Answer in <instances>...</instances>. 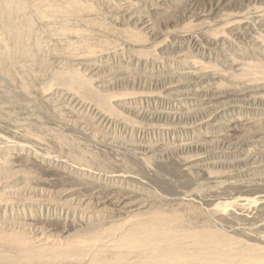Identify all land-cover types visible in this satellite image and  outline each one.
I'll use <instances>...</instances> for the list:
<instances>
[{
	"label": "rangeland",
	"instance_id": "1",
	"mask_svg": "<svg viewBox=\"0 0 264 264\" xmlns=\"http://www.w3.org/2000/svg\"><path fill=\"white\" fill-rule=\"evenodd\" d=\"M20 1L33 57L0 34V234L76 245L176 210L263 253L264 0Z\"/></svg>",
	"mask_w": 264,
	"mask_h": 264
},
{
	"label": "bare ground",
	"instance_id": "2",
	"mask_svg": "<svg viewBox=\"0 0 264 264\" xmlns=\"http://www.w3.org/2000/svg\"><path fill=\"white\" fill-rule=\"evenodd\" d=\"M76 3L78 2L70 0L66 5L69 4V8L75 7L76 9L78 7ZM40 4L43 9L53 7L45 0ZM23 7L25 6L20 0L16 2L0 0V34L3 38L5 37L6 44H4L5 52H3L4 56H9L11 59L15 55L33 57L32 51L26 46L24 39L27 36L24 31L30 29V23L26 21L25 30L21 31L20 28L25 23L23 24L16 16L19 11L24 9ZM39 11L41 12V10ZM43 12L44 10L39 14L44 16ZM5 58L7 59V57ZM254 71L252 74L258 73L257 71L254 73ZM57 75L53 83L56 82L67 87H72L76 83L80 85L79 87L88 85V82L79 78L75 73L64 76L59 72ZM174 212L168 214L156 212L144 221L138 214L139 217L134 216L130 219L131 223L129 221L128 227L123 229H121L122 227H112L108 231L106 230L107 235L105 234V236L85 238L81 241L77 239L79 244L76 245L75 242L60 245L48 239L35 242L24 236L15 237L1 233L0 246L17 247L19 253L16 257L10 255L13 258L0 254V264H41L47 260L77 256L89 257V260L86 261L88 264H264V252L262 253L259 247L241 248L237 242L227 239L228 237L226 238L210 227L203 225L204 227L199 226L200 229H197L196 226L195 228L189 227L191 223L189 226L183 225L185 222H183L182 214ZM127 224L125 225L127 226ZM4 249H1L2 252Z\"/></svg>",
	"mask_w": 264,
	"mask_h": 264
}]
</instances>
